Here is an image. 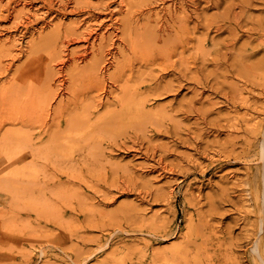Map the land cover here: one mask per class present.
<instances>
[{
	"label": "rangeland",
	"instance_id": "1",
	"mask_svg": "<svg viewBox=\"0 0 264 264\" xmlns=\"http://www.w3.org/2000/svg\"><path fill=\"white\" fill-rule=\"evenodd\" d=\"M10 1L0 0V42L14 51L4 60L7 71L0 87L26 62L32 49L41 46V37L56 27L64 31L74 24L83 27V21L95 15L101 30L111 36L109 44L120 43L124 35L116 22L127 16L128 7L140 18L134 31L137 38L142 35L146 40L156 26L169 28L160 41L154 40L160 50L167 48L166 40L177 36L173 26L179 27L185 19L186 51L184 61L181 49L164 61V56H152L142 46L143 55L131 53L130 39H124L125 58L119 53L117 57L125 61L130 84L141 86L151 115L116 121L105 128L107 133L98 134L97 148L78 151V161L64 162V156L46 154L41 161L28 158L10 164L0 157V264H189L186 243L199 214L206 216L209 230L233 252L219 258L205 255L199 264H262L250 255L254 243L247 240L257 219L255 214L248 218L245 211L256 207L250 197V169L256 184L258 176L264 175V161L259 158L263 138L260 146L241 157L249 135L236 132L232 125H244L242 117L248 111L237 100V86L253 87L252 95L259 102L251 101L263 106L264 100L259 99L264 86L249 75L260 72L253 65L263 59L264 51L250 60L244 50L247 45L258 47L247 32L264 20V0H174L178 8L174 19L167 21L161 14L165 26L157 25L154 17L147 20L150 6L154 12L162 7L160 1L152 4L155 0H123L124 14L122 0H94L90 8L79 11L74 0H67L66 8H61L60 0L52 7L45 0ZM8 11L12 15L5 19ZM236 17L241 23L238 28L229 22ZM67 53L64 58H69ZM56 76L54 90L63 77ZM13 112V107L1 109L0 120L9 124L1 128L0 137L20 127L10 121ZM250 114L259 121L264 118L255 109ZM38 125L28 129H36L32 133L39 136ZM47 138L44 145L49 144ZM13 165L27 170L28 176L25 171L5 175ZM33 168L42 171L30 177Z\"/></svg>",
	"mask_w": 264,
	"mask_h": 264
},
{
	"label": "bare ground",
	"instance_id": "2",
	"mask_svg": "<svg viewBox=\"0 0 264 264\" xmlns=\"http://www.w3.org/2000/svg\"><path fill=\"white\" fill-rule=\"evenodd\" d=\"M21 1L22 0H11L10 2ZM45 1H48L47 3L52 7L55 0ZM93 1L94 0H74V9H88L93 5ZM159 1L162 3V7H160V10H155L154 12V9L150 6L147 12V20L149 21L151 17H154L153 20H155L157 25L165 26L164 23H161L163 16H166L167 21L173 20L174 18L172 15L178 8L174 0H155L152 4ZM59 2L61 8H66L67 0H60ZM124 2L123 0L121 1V14H124ZM253 2L254 0H252V3ZM129 8L130 7L127 9V16H123L122 19L116 22V24L122 28V35H124V37L122 36V38L119 39L120 43L113 41L111 45L109 44V37L111 36L107 35V31L101 30L104 29L102 28L101 20L95 15H92L91 17L93 18L90 20H84L83 27H78L74 24L72 28L70 27L65 31L61 27H56L49 34L41 37L40 42H43L41 46L36 50L32 49L26 62L15 71L12 77L8 78L7 84L0 87V113L2 108L5 112V108L8 109V107H13L15 113L13 112L14 114H11L10 121L12 120V125H20L19 128L6 131L7 133L0 137V157H3L11 164V162H26L28 158H32L35 162L46 154H51L53 157L57 156L56 158L64 156L66 157L63 159L64 162L67 159L71 163L75 161L78 151L82 150L83 153L86 149L88 151V149L93 150V148H97V141L100 139L98 134L102 130L104 131L105 128L107 129L114 126L116 121L136 120L151 115L148 110L149 100L140 94L141 86L130 84L132 77H126L125 61L120 62L117 54L119 53L125 58L126 49L124 39L129 37L130 50L133 54L139 56L143 55L140 54L142 52H139L140 46H142L144 51L150 49L152 56H164V61H166L175 56L177 51L181 49V59L184 61V52L186 51V20L181 19V25H179V27L173 26L177 36L175 39L170 38L166 40L167 48L160 50V48L155 46L154 40L160 41L165 36L164 34L169 31V28L158 26L159 28L157 29L156 26L152 30L154 33L148 34L146 40L142 35H137V38L135 36L136 32L134 31L136 25L140 22V18H136L134 13L130 11L131 8ZM161 14H163V16ZM11 15L12 13L9 12L5 19ZM93 22L99 23V25ZM229 22L230 24H235L236 28L241 24H239L237 17L233 20L230 19ZM255 24L257 28L253 25L254 27L247 32L249 34L247 38H250V40L255 39L258 42V47L254 46L257 48L254 50L255 48H251L247 45V49L244 50L245 53H247V56H245L250 60L251 58H256L255 55L258 52L264 51V20H259ZM117 43L118 45L116 47L115 45ZM71 45L78 46L77 48L70 49ZM10 47L0 42V82L1 77L5 76L7 71L4 60L11 57L14 52H12ZM64 53H67L69 58H64ZM145 59L147 58H142V60ZM45 62L47 64H45ZM81 63H84V66H80ZM115 63H117V65L114 71L107 74ZM67 64L70 66L73 65V67L71 69L69 67L68 69L66 68ZM253 67L254 70L257 69L260 70V72L257 71L256 73V71H254L252 76L249 75L250 78H254L253 80L264 86V57L259 62H255ZM64 71L67 72L66 75ZM56 75L63 77H59L61 80L58 82L59 85L56 86V90H54L56 84L54 78L58 77ZM245 86L246 87L243 89H241V86H237L240 92L236 96L238 102L241 103V107L246 108V111L248 110L247 112L245 111L246 113L242 117L244 125L235 122L232 126L236 132H243L249 135L243 142V149L240 153L241 157H247L246 155L250 154L252 149L258 146V143L260 146L261 139L263 138L262 147L259 150V158L264 161V118L259 121L256 115L254 117L250 114L251 109H255L256 113L264 115V102L262 103V107L259 106L261 102L258 103V105L257 102L253 103L251 101L252 99L257 100V96L252 95L251 92L252 90L254 93V88L252 87L250 90L248 85ZM245 90L248 91L249 95L245 94ZM115 93H118V95L115 96ZM65 94H67V96ZM261 96L262 99L259 100L263 101L264 94H261ZM54 104H56V106L53 112ZM15 107L21 110L16 112ZM103 109L108 110L102 113L101 111ZM9 110L10 112L12 111L11 109ZM1 117L3 119V114H1ZM50 119H52V121H50ZM235 119L237 121L239 120V118ZM7 124H9L8 120L1 121L0 135L4 129L3 127ZM37 124H39L38 126L42 130L39 136L36 135V133H32V131L34 132L36 129L33 130L32 128V131L28 129ZM104 132L107 133L106 130ZM47 136L49 144L47 145V142H45L46 145H44V138ZM233 146H235V144H233ZM61 157L59 158L62 159ZM63 160L59 161L64 163ZM36 168L32 169L30 177H34L39 171H42V169L39 170ZM250 170V173H252L250 184L253 185L250 190V197L256 207H253L254 211L250 210L251 207H246L247 209L245 212L248 218H250V214H255L257 221L256 224L253 225L255 229L252 230V234L247 235V240L254 243V249H252L254 251L250 253L249 250H247L246 254L250 253L256 262L260 261L264 264V188L262 185L264 184V175L263 177L262 175L258 176V184H256L254 173L252 169ZM24 171L27 173V170H24V168L13 165V167H9L5 170L4 174H10L12 177ZM260 173L263 174L262 169ZM28 174L29 173H27L26 176H28ZM19 181L17 183H19ZM30 183L29 185H31ZM22 185H25V182H23ZM30 191L28 192L30 193ZM245 202L248 203V200H245ZM201 228L205 229L202 230ZM209 229L210 227L208 226L206 216L199 214L198 224L197 226L191 227L188 237L189 240L186 243V252L190 256L189 264H199L202 262L203 257L209 254H213L214 258H219L222 254L224 256L232 255V250L227 247L228 243L224 242L222 237H219L215 232ZM247 231L249 233V230ZM260 231H262L261 235L259 234Z\"/></svg>",
	"mask_w": 264,
	"mask_h": 264
}]
</instances>
